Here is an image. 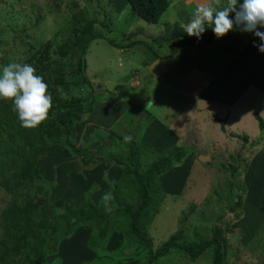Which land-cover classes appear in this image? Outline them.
I'll use <instances>...</instances> for the list:
<instances>
[{
  "label": "rangeland",
  "instance_id": "374dc122",
  "mask_svg": "<svg viewBox=\"0 0 264 264\" xmlns=\"http://www.w3.org/2000/svg\"><path fill=\"white\" fill-rule=\"evenodd\" d=\"M74 2L81 7H87L92 17L89 19H97L94 24L95 31L105 37L93 42L86 55V73L90 77V84L83 91L72 89L73 95H68L72 99L79 94H93L99 99L93 110L84 114L75 126L74 138L77 145L82 150H94L97 156L106 157L108 152L116 150L110 144V137L122 139V142L130 136L136 137V133L139 138L147 137L150 142L138 143L136 146V150L141 152V145L157 149V141L151 140L158 139L164 143L161 149H155L161 155H154L151 151L145 154V163L161 157H171L173 168L166 173L164 185L174 189L173 193L182 192L181 196H166L159 214L149 228L154 249L179 231L182 233L179 242L182 243L210 238L213 235L212 228L217 226L224 230L231 229L227 232L230 250L225 264H260L264 257V219L260 214L264 198V130L254 113L259 114L264 122V95L259 91L264 82L259 81L257 85H252L239 99L237 108L232 111V107L220 110L214 103H208L201 111L193 108L190 110V106L187 111H183L184 117L173 124L181 108L170 105L175 103L173 101L177 97L172 90L175 92L179 89L184 81L181 75L190 72L192 67L185 52L182 53V58L179 55L178 59L161 58V55L168 54L169 49L159 45H168V42L162 38L156 39L166 36V32L169 33L173 28L169 18L172 11H167L159 24H150L133 15L125 0H0V67L9 63L22 64L35 51L39 55L46 53V44L68 22L73 12L70 6ZM100 5L108 9L109 20ZM105 21L109 22L107 27L104 25ZM129 37L132 38L128 40ZM110 38L115 41L114 44H111ZM132 41L138 42L129 47L125 46ZM57 57L59 56L51 52L52 60ZM166 62L172 63L169 64L170 67ZM70 81L66 79V82ZM185 100L186 95L178 99L181 103ZM185 105L188 103L185 102ZM244 108L253 109L255 112L242 111ZM231 133L238 139L248 136L251 145L249 150L242 152L243 157L239 162L231 158L233 154L230 153L236 147V144H228L231 142ZM103 139L107 141L98 142ZM126 143L129 144L130 141L127 140ZM201 155L209 156L211 161L206 164L207 161L199 159ZM49 160L52 159L48 156L41 159L40 165L45 167V174L48 172ZM68 160L70 167L65 173H61L62 170L53 161L49 164V170L51 168L58 175L55 176L56 187L60 185V193L68 195L67 198L57 199L59 191L56 192L51 186L45 189L49 202L54 204L56 214L61 215L76 209L81 202L89 203V207L98 205L101 201L104 203V197L109 193L111 197L117 196L120 200L128 196L132 184L120 188L123 185L120 177L122 174L113 165L94 162L90 166H83L77 158L70 157ZM63 165L64 162L62 167ZM141 167L144 169V163ZM238 167H241L239 172L250 179V186L247 181L245 187L239 184L241 180L238 177L225 175L223 178V170L230 169L231 172ZM175 173L177 176L172 175ZM175 178L180 183L172 185L171 181ZM116 184L119 187L113 193ZM36 187L37 185L30 191L36 190ZM40 190L43 191L42 188ZM233 196L245 198L247 205L245 201L242 209L233 212L229 209L226 212V206ZM8 198L0 188V217ZM192 204H196L193 211ZM224 207L226 215L220 218ZM240 210H244L241 213L242 220L237 221L236 214ZM45 224L51 228L44 227L46 231L42 234L48 235L50 231H54L52 228L55 227L56 220L50 219ZM74 236L78 237L76 243L80 247L77 248L87 250L86 243L91 237L89 229L79 228ZM121 238L122 236H114L112 239L102 240L100 247L106 248L101 251L106 261L128 262L134 258L131 254L136 246L128 244L126 240L119 244L117 239ZM63 248L65 251L61 255L72 260L73 251H67L66 245ZM89 252L93 253L90 250ZM93 254L92 258H96ZM212 260L210 251L199 259L192 260L189 254L175 249L170 255L159 258L157 264H213Z\"/></svg>",
  "mask_w": 264,
  "mask_h": 264
},
{
  "label": "trees",
  "instance_id": "16d2710c",
  "mask_svg": "<svg viewBox=\"0 0 264 264\" xmlns=\"http://www.w3.org/2000/svg\"><path fill=\"white\" fill-rule=\"evenodd\" d=\"M125 2L128 4H125L127 7H131L133 15L147 23L159 24L162 16L168 11L171 1L125 0ZM100 7L104 10L106 19L109 20L108 9L105 6L100 5ZM70 8L73 12L69 16L68 22L60 30V33L46 44L44 48L46 53L39 55L38 51H35L22 63L33 66L36 69V74L43 77L44 82L48 85V92L52 96V107L48 118L37 128L25 129L21 126L18 114L13 111V103L0 99V188L9 196L5 200V207L0 217V264H157L159 258L170 255L175 249L182 250L186 255L189 254L192 260H197L210 251L213 264H225L230 250L227 232L231 229L224 230L217 226L212 228L213 235L210 238L197 241L194 239L188 243H182L179 242L182 234L179 231L172 234L159 248L154 249L149 228L159 214L166 196L169 194L181 196L182 190L180 193H173L174 189L164 185L166 173L171 172L173 168L171 157H161L156 161L153 159V161L145 163V154H149L151 151L154 155L161 154L155 151L156 148L141 144L143 152L136 150L138 143L150 142L147 137L143 139L137 136L138 133H130L136 137L129 134L130 138L127 139L130 141L129 144L126 143L127 140L122 142V139L110 137V144L115 146L116 150L108 152L106 157L97 156L96 152H93L94 150H82L77 145L74 138L75 126L84 114L93 110L99 99L93 94L86 96L79 94L78 97L69 98L73 95L72 89L83 91L90 84V77L86 73V55L93 42L105 37L95 31L94 24L97 19H89L92 17L87 7H81L79 3L74 2ZM13 16L15 17L16 14ZM188 22L183 25L174 24L171 31L166 32V36L156 39L162 38L168 42V45H159L163 48L167 46L169 49L168 54L161 55L163 56L161 58H173L183 48L200 43H213L217 40L211 28H208L200 39L189 36L184 30ZM104 25L107 27L109 22L105 21ZM61 35L64 40H61ZM131 38L129 37L128 40ZM110 42L114 44L115 41L110 38ZM135 42L138 41H132L125 46H132ZM51 52L59 57L52 60ZM67 78L71 81L66 82ZM255 115L264 130L262 118L257 113ZM230 135L231 142L228 141V144L230 146L236 144L234 151L230 153L233 154L231 158H235L239 162L243 157L242 152L251 147L249 138L245 135L238 139L233 133ZM106 141L103 139L98 142ZM155 141H157L156 150L161 149L164 143L158 139L151 140V142ZM179 149L181 148L179 147ZM46 156L52 159L47 163V174H45V167L40 165L41 159ZM70 157L77 158L83 166H90L94 162L99 164L106 162L119 169L123 184L120 188H124L126 184H132L129 187L128 196L120 200L117 196L115 198L109 195L104 203L97 202L98 205L89 207V203L81 202V205L76 209L69 210L65 214H56L54 204L49 202L50 199H48L45 189L47 186H51L57 192L60 185L56 187L55 176L58 175L51 168L49 170V164L53 161L59 170H62L61 173H65L70 167L68 165ZM199 159L202 161L201 158ZM62 162H64L63 167ZM143 163L144 169L141 167ZM240 168L231 170V172L230 169L223 170L225 172L223 178L225 175L232 178L238 177L241 180L239 184L245 187L247 181L250 186V179L239 172ZM172 175L177 176L176 173ZM178 183H180L178 178L171 181L172 185ZM36 185L37 189L31 192V188L34 189ZM118 187L119 184L113 187V193ZM41 188L44 192L40 190ZM57 194V199L68 197L60 191ZM245 201L243 197L233 196L232 200H229V205L226 206V212L229 209L231 212L242 209ZM226 207L223 208V212L221 211L220 218L226 215ZM191 208L193 211L196 204H192ZM261 210L260 214L264 219V198ZM242 211L244 210H240L236 214L237 221L242 220ZM50 219L56 220L55 227L52 228L54 233L50 231V234L44 235L42 234L44 230L46 231L44 227L51 228L45 224ZM244 226L246 228L247 222ZM82 227L91 232L90 240L86 243L87 250L79 249L80 246L76 243L78 237L74 236L77 230ZM114 236H122L121 239H117L119 244L126 240L128 244L136 246L131 254L134 257L132 260L128 262H123V260L106 261L107 259L101 252L106 248L100 246H102L103 239H112ZM74 241L75 243H72ZM63 245L67 246V251L68 249L73 251L74 258L72 260L61 255L62 251H65ZM77 246L79 247L77 248ZM122 250H124L123 247ZM92 254L96 258H92ZM260 264H264V257Z\"/></svg>",
  "mask_w": 264,
  "mask_h": 264
},
{
  "label": "crops",
  "instance_id": "0c3cea01",
  "mask_svg": "<svg viewBox=\"0 0 264 264\" xmlns=\"http://www.w3.org/2000/svg\"><path fill=\"white\" fill-rule=\"evenodd\" d=\"M169 1L171 2L168 11H172L169 17L171 26L188 22L198 2V0ZM240 2L242 3L243 0ZM254 42H259L254 35L235 30L222 38H217L213 43L196 44L183 48L173 58H162L163 60L178 59V55L182 58V53L185 52L189 57L187 58L189 65L192 67L190 72L181 75L184 81L182 85H179V89L175 92L172 90L177 97L174 96L176 98L172 100L175 103L169 104L181 108L173 124L184 117L182 116L183 111H187L190 106V110L193 108V110L201 111L208 103H214L220 110L232 107L231 110L229 109L232 111L237 108L236 104L239 105V99L248 92L247 90L252 85H257L259 81L264 82V53L254 46ZM166 63L168 67L172 64L171 62ZM259 91L264 95L263 83ZM185 95L186 100L183 103L179 102L178 99H182ZM185 102L188 105H185ZM164 111L169 112L170 110ZM242 111L255 112L253 109L246 108Z\"/></svg>",
  "mask_w": 264,
  "mask_h": 264
},
{
  "label": "clouds",
  "instance_id": "9594fccd",
  "mask_svg": "<svg viewBox=\"0 0 264 264\" xmlns=\"http://www.w3.org/2000/svg\"><path fill=\"white\" fill-rule=\"evenodd\" d=\"M234 14V18H232ZM211 28L217 38L230 31L250 33L258 39L254 46L264 53V0H198L185 32L200 39ZM0 99L11 101L21 126L34 129L47 118L52 96L43 77L29 64L9 63L0 67ZM106 194L104 199H108Z\"/></svg>",
  "mask_w": 264,
  "mask_h": 264
},
{
  "label": "water",
  "instance_id": "95a60500",
  "mask_svg": "<svg viewBox=\"0 0 264 264\" xmlns=\"http://www.w3.org/2000/svg\"><path fill=\"white\" fill-rule=\"evenodd\" d=\"M200 158H201L202 160H204V161H210V157H209V156L201 155Z\"/></svg>",
  "mask_w": 264,
  "mask_h": 264
}]
</instances>
